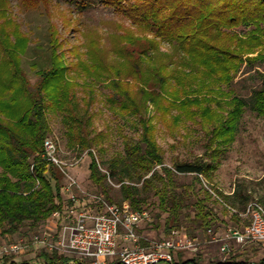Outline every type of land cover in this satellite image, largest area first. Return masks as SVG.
<instances>
[{
  "label": "trees",
  "instance_id": "1",
  "mask_svg": "<svg viewBox=\"0 0 264 264\" xmlns=\"http://www.w3.org/2000/svg\"><path fill=\"white\" fill-rule=\"evenodd\" d=\"M71 1L81 12L96 6L110 9L130 20L139 33L152 37L125 30L113 36L109 49L100 48V42L91 39L87 57L85 54L75 64L66 65L58 51L64 43L52 28L46 56L31 66L38 78L31 83L22 65L31 40L8 16L10 1L0 0V227L7 226L8 232L15 233L25 223H41L73 204L69 195L64 198L61 173L41 157L44 142L52 132L48 113L61 119L69 148L78 146L82 152L89 151V178L106 201L119 205L127 202L133 210H142L148 203V193H153L159 210L154 227L159 228L166 215L163 227L168 235L185 227L187 235L196 238L197 232L207 234L225 224L214 210L220 201L211 191L228 207L245 210L252 195L243 184L224 194L209 188L202 177L211 182L216 156L235 141L248 105L230 89L232 84L246 69L255 70L256 64H264V0ZM18 2L28 10L40 5L48 9L51 0ZM162 42L170 45V51L160 50ZM72 70L91 84L103 86L113 113L133 118L139 135L137 140L125 139L124 155L104 162L105 172L92 151L103 137L102 133L94 134L92 127L89 110L94 90H89L81 104L77 84L70 76ZM256 79L260 82L253 89L251 109L264 117V76ZM214 102L219 112L212 107ZM149 105L170 129L182 121L201 126L207 147L214 145L215 149L207 159L176 161L168 166L156 140ZM98 152L105 150L100 147ZM179 175H191L192 181L180 183ZM112 179L120 185V200L109 195L112 187L108 181ZM74 190L77 206H97ZM191 195L195 197L193 204ZM237 216L233 214V218ZM178 256L169 264H264V257L253 260L248 254L226 261H205L200 254L187 260ZM0 264L90 263L42 251L33 259L22 260L5 254L0 256ZM108 264L122 263L113 260Z\"/></svg>",
  "mask_w": 264,
  "mask_h": 264
},
{
  "label": "rangeland",
  "instance_id": "2",
  "mask_svg": "<svg viewBox=\"0 0 264 264\" xmlns=\"http://www.w3.org/2000/svg\"><path fill=\"white\" fill-rule=\"evenodd\" d=\"M9 1L8 16L18 25L22 34L31 40L28 53L22 57L23 69L28 73L31 83H35L38 79L31 66L35 62H40L42 56H46L52 28L57 31L60 41L64 43L58 51L66 65L75 64L80 58H85V54L87 57L88 41L91 39L98 40L100 48L109 49L113 36L125 30L134 31L141 37H152L151 34L139 33L138 28L130 20L103 7L96 6L81 12L71 0H51L48 9L40 5L37 8L28 10L21 7L18 0ZM160 46V50L164 53L171 49L167 42L160 43ZM78 75L77 71L72 70L70 72V76L74 78L77 84V97L81 104H83V99L88 98L89 90H94V102L89 110L93 116L92 127L94 134L102 133L103 137L98 146L93 148L92 151L101 169L105 171L104 162H108L116 156L124 155L125 139L137 140L139 135L132 125L133 118L128 120L113 113L106 102L105 94H107V90L103 86L91 84L88 79L83 78L84 76L80 75L78 77ZM260 75L264 76V64H256L255 70L246 69L232 84L230 89L244 98L248 105L239 122L235 141L226 148L225 152L216 156V170L212 174L211 182L204 177H202V180L209 188L218 189L224 194H231L236 185L243 184L247 192L252 195L251 202H256L264 208V117H259L251 109L253 89L260 82L256 79V76L259 77ZM221 88L225 91L229 90L226 86ZM216 99L223 102L221 96H216ZM212 107L214 110L220 111L216 102L212 104ZM174 113L172 116L175 115ZM148 114L153 118V123L156 126V140L164 151L165 162L168 166H172L176 161H192L201 157L207 159L208 154L215 149L216 146L214 145L211 149L207 147L208 139L201 126L190 121H182L175 129H170L158 119L159 113L152 105L148 107ZM48 118L52 132L46 140H52L57 145L58 156L61 160L67 163L77 162L73 168L69 169V172L77 179L81 190L90 194V196L103 195L105 197L89 178V165L91 162L89 151L82 152L78 146L69 148L67 139L64 136L65 129L61 119L52 113H48ZM45 142L41 157L47 161ZM100 147L105 152H98ZM54 166L63 177L62 188L66 199V196L70 193L65 190L67 180L60 168ZM1 172L2 168L0 167V174ZM177 179L180 183H189L192 181V176L179 175ZM108 184L112 187L109 195L115 200H120V185L114 179L108 181ZM78 191L80 192V190ZM75 193L74 190L73 194L75 195ZM90 196L86 195L87 199L85 200H91ZM148 196V203L142 209L148 211L151 221L143 225L140 233L148 239H161L168 235L163 227L166 215L160 220V227L155 228L156 214L159 212L156 206L157 198L153 193H148ZM194 201L195 197L191 195L190 202L193 204ZM220 202L215 205L214 210L219 219L225 224L214 230L222 234V230L227 225L241 228L246 224L247 221L238 216V219L233 218V214ZM192 210L193 207L191 206L190 211L192 212ZM237 210L242 211L239 208ZM53 219L52 215L38 224L27 222L15 233L8 232L7 226L0 227V256L10 254L18 260L33 259L40 252L47 251L44 246L35 244L33 240L37 234H42L43 231L52 228ZM178 230L187 233L185 227ZM196 234V238H198L196 249L179 252L178 257L182 260L191 259L198 254L205 261H226L238 255L243 258L245 254H248L253 260L264 257V246L262 245L249 244L242 246L230 241L229 252L222 254L220 243L211 242V237L207 234L201 232ZM14 244H21L23 249L12 252L9 248ZM82 260L87 262L85 259Z\"/></svg>",
  "mask_w": 264,
  "mask_h": 264
},
{
  "label": "built area",
  "instance_id": "3",
  "mask_svg": "<svg viewBox=\"0 0 264 264\" xmlns=\"http://www.w3.org/2000/svg\"><path fill=\"white\" fill-rule=\"evenodd\" d=\"M45 150L47 161L59 167L64 174L67 180L65 190L70 192L73 204L63 213L53 214L52 228L34 236L35 244L44 246L50 253L56 252L72 259H85L90 264H108L113 260L122 264H169L179 252L196 249L198 238H190L187 233L179 230H173L161 239L146 238L140 231L143 225L151 221L147 210H133L126 202L120 205L110 204L103 195L90 196L81 190L77 179L69 172L77 162L67 163L61 160L57 145L52 140H46ZM74 189L90 196L97 206L93 209L77 206L78 199L73 194ZM211 193L224 204L213 191ZM224 206L247 223L241 228L227 225L222 234L214 229L207 232L211 242L220 243L221 253L229 252L230 241L242 246H264V208L256 202H251L243 211ZM9 249L18 252L23 247L21 244H14Z\"/></svg>",
  "mask_w": 264,
  "mask_h": 264
},
{
  "label": "crops",
  "instance_id": "4",
  "mask_svg": "<svg viewBox=\"0 0 264 264\" xmlns=\"http://www.w3.org/2000/svg\"><path fill=\"white\" fill-rule=\"evenodd\" d=\"M223 231V230H222ZM220 232V231H219Z\"/></svg>",
  "mask_w": 264,
  "mask_h": 264
}]
</instances>
